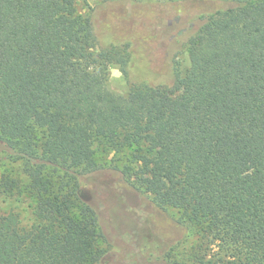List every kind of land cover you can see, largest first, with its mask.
Listing matches in <instances>:
<instances>
[{
	"label": "trees",
	"instance_id": "obj_1",
	"mask_svg": "<svg viewBox=\"0 0 264 264\" xmlns=\"http://www.w3.org/2000/svg\"><path fill=\"white\" fill-rule=\"evenodd\" d=\"M74 4L0 0V264H106L102 218L79 191L104 168L176 210L192 243L181 259L170 245L166 264H264V0L204 16L187 69L157 85L128 81L130 43L103 42ZM112 64L125 94L108 87Z\"/></svg>",
	"mask_w": 264,
	"mask_h": 264
},
{
	"label": "rangeland",
	"instance_id": "obj_2",
	"mask_svg": "<svg viewBox=\"0 0 264 264\" xmlns=\"http://www.w3.org/2000/svg\"><path fill=\"white\" fill-rule=\"evenodd\" d=\"M228 4L229 0H75L74 8L76 13L85 14L90 10L95 13L103 42L110 31L120 37L118 41L130 43L128 81L157 85L172 84L176 72L187 69L188 38L204 16ZM128 85L119 66L110 65L109 89L125 94ZM103 156L98 155L104 163L113 157ZM102 189H108L109 199H114L118 213L127 211L128 222L124 225L110 217L108 196L105 198L104 194L105 199H98L97 190ZM79 191L87 200L95 202L102 218L103 231L110 243L104 257L106 264H166L159 257L170 245L179 241L171 254L181 259L192 243L191 238L185 241L182 237L185 231L175 222L176 210L155 207L149 198L135 192L117 170L104 168L81 178ZM149 252L156 258L149 256Z\"/></svg>",
	"mask_w": 264,
	"mask_h": 264
}]
</instances>
